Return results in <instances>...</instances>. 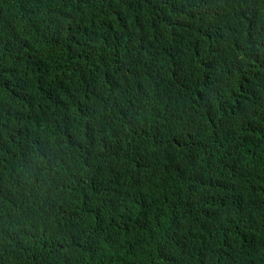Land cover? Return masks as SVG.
<instances>
[{"label":"trees","instance_id":"16d2710c","mask_svg":"<svg viewBox=\"0 0 264 264\" xmlns=\"http://www.w3.org/2000/svg\"><path fill=\"white\" fill-rule=\"evenodd\" d=\"M0 264H264V0H0Z\"/></svg>","mask_w":264,"mask_h":264},{"label":"clouds","instance_id":"9594fccd","mask_svg":"<svg viewBox=\"0 0 264 264\" xmlns=\"http://www.w3.org/2000/svg\"><path fill=\"white\" fill-rule=\"evenodd\" d=\"M211 34H212V40H215V38L219 36L216 33H211ZM223 45H226V46L224 48L221 47V50H222L221 52L226 53L228 51V49H229L230 41L228 40V42H227L225 40V42H224ZM92 131L94 133H98V134L103 133V132H101V130L99 131V130L94 129V128H92ZM66 149H67V145H65V147L63 148V150H60V151H62L63 153H65ZM38 219H39V223H40L41 228L45 232H47V233L53 232V230L55 228L58 229L59 231H61L59 224L62 225V223L59 220H57L56 218H54L53 216L49 215L48 213H46V212L43 211L42 214L39 215V218Z\"/></svg>","mask_w":264,"mask_h":264}]
</instances>
